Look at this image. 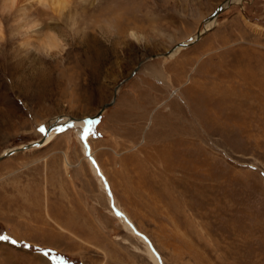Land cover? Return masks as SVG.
Masks as SVG:
<instances>
[{
    "label": "rangeland",
    "instance_id": "1",
    "mask_svg": "<svg viewBox=\"0 0 264 264\" xmlns=\"http://www.w3.org/2000/svg\"><path fill=\"white\" fill-rule=\"evenodd\" d=\"M225 1L89 0L123 14L117 36L89 32L55 60L0 46V157L99 114L87 143L111 194L79 128L3 158L0 235L17 243L0 241V264H154L110 200L162 264H264V0ZM132 25L166 37L137 45ZM168 155L184 162L161 169Z\"/></svg>",
    "mask_w": 264,
    "mask_h": 264
},
{
    "label": "clouds",
    "instance_id": "2",
    "mask_svg": "<svg viewBox=\"0 0 264 264\" xmlns=\"http://www.w3.org/2000/svg\"><path fill=\"white\" fill-rule=\"evenodd\" d=\"M89 0H23V6L33 7L40 15L30 13L16 17L11 27L5 20L13 17L22 6V0H0V46L9 39H22L29 50L45 60L60 59L81 36L99 32L106 39L118 35L123 20L121 12H106L103 15L89 14ZM58 25L59 29L53 27ZM166 33L156 27L143 30L136 25L128 28L127 39L143 45L151 40H163Z\"/></svg>",
    "mask_w": 264,
    "mask_h": 264
},
{
    "label": "bare ground",
    "instance_id": "3",
    "mask_svg": "<svg viewBox=\"0 0 264 264\" xmlns=\"http://www.w3.org/2000/svg\"><path fill=\"white\" fill-rule=\"evenodd\" d=\"M235 1H238V0H227V1H225L222 5L223 6H227L228 4H229V2L230 3H234ZM21 14H25L22 10H21V8H19L18 9V12L16 13V17L17 16H19V15H21ZM212 17V16H211ZM215 23V18L214 17H212L211 19H210V21L207 23V27H205V30L203 31V32H201L200 33V35L201 34H204V32H206V30H208L209 28H211L212 26H213V24ZM196 37L197 36H195V37H193V38H191V40L190 41H188V42H192V41H194L195 39H196ZM27 46V45H26ZM188 47V46H187ZM183 48H185V47H183ZM181 48L179 47V46H177L173 51H171V52H175L176 50H180ZM176 54V52L174 53V54H169L168 55V57H172L173 55H175ZM222 94H224V93H222ZM232 94H235V91H234V93H230L229 94V97L228 98H230L231 97V95ZM94 117V116H93ZM61 119H63V118H61ZM61 119H57V122L56 123H54V124H52L51 126H49L47 129H46V131L44 132L45 134H44V136L41 138V139H43V142H42V144H41V146H44V144H46L47 142H49V140H51L54 136H55V134L58 132L56 129H66L67 127L69 128V127H73V129L75 128H79V131H78V133L77 134H79V136H80V139H81V142H82V147H83V153H84V155H85V157H86V159L88 160V162H89V164H90V166H91V169H92V172L100 179V182L103 184V187H104V189L106 190V192H107V194L108 195H110V197H111V194H110V192H109V189H108V185H107V182H106V180H105V178H104V175L102 174V171H101V169L99 168V166L97 165V163H96V161L93 159V155H92V153H91V151H90V148H89V145H88V143H87V138L90 136V134H91V132L94 130V126H95V124H93V125H91V131L87 134V135H85V132H86V130L89 128V125L87 124V122L88 121H92V120H95V121H97V119L98 118H92V117H85V118H83V119H75V118H71V117H68V119L65 121V120H61ZM61 121V122H60ZM59 124H60V126H59ZM64 124V126H66V127H64V126H61V125H63ZM41 139H39V140H41ZM33 143H35V142H33ZM32 143V144H33ZM31 145V144H30ZM35 147H37V146H35ZM40 147V146H39ZM30 149H32V148H30ZM9 152V151H8ZM7 153V152H6ZM178 154V153H177ZM176 154V155H177ZM169 157V155L168 156H166V157H164V158H159L158 159V162H159V164H160V168H161V166H162V168L164 167V169L166 170H169V168L171 167V165L174 163V162H176L175 161V159H178V163L177 164H181L182 162H184V156H176L174 159H170V160H168V163H166V164H164L163 165V163H161V162H165L166 160H167V158ZM188 161V160H187ZM135 168H136V166H135ZM161 168V169H162ZM140 170H142V168L141 167H137V174H139V173H141V171ZM187 170V169H186ZM180 181V180H179ZM110 203H111V207H113V209H114V212L116 213V214H118V216H119V219H121L122 220V222H123V225L125 226V228L127 229V230H129L130 232H134L135 234H137L138 236H139V238L141 239V241L144 243V245L146 246V250H147V255H148V257H149V259L154 263V264H162V262H161V260H160V258H159V256L157 255V253L155 252V250L152 248V246H151V244L149 243V241L147 240V238H145L144 236H142L140 233H138L135 229H134V227H133V225L131 224V222L129 221V219L119 210V209H117V208H115L116 206H114V204H113V202H112V200H110Z\"/></svg>",
    "mask_w": 264,
    "mask_h": 264
},
{
    "label": "water",
    "instance_id": "4",
    "mask_svg": "<svg viewBox=\"0 0 264 264\" xmlns=\"http://www.w3.org/2000/svg\"><path fill=\"white\" fill-rule=\"evenodd\" d=\"M229 4H230V2H229ZM229 4H228V5H229ZM222 10H223V7H219V8H217L216 11L212 14V17L215 18V17H216V16H217ZM200 37H201V35H200V33H198V34H197V37H196V40H198ZM196 40H195V41H196ZM191 44H192V42H191ZM189 45H190L189 43H188V44H186V43H182V44H180V45H178V46H179V47H187V46H189ZM171 51H173V49L169 50V51L165 54V56L169 55V54L171 53ZM134 72H135V71H133V72L131 73V76L134 74ZM107 107H109V104L104 105V108H107ZM98 117H99V114L95 115V116L92 117V118L94 119V118H98ZM42 142H43V139H41V140H39V141H37V142L31 144V145H28V146H25V147H22V148L16 149V150H14V151L7 152V153H5L4 155H2V156L0 157V160H2L3 158H5V157H7V156L12 155L15 151H19V152H21V151H23V150H25V149H28V148H33V147H35V146H37V147H38V146H41Z\"/></svg>",
    "mask_w": 264,
    "mask_h": 264
},
{
    "label": "snow or ice",
    "instance_id": "5",
    "mask_svg": "<svg viewBox=\"0 0 264 264\" xmlns=\"http://www.w3.org/2000/svg\"><path fill=\"white\" fill-rule=\"evenodd\" d=\"M96 123H99L98 121H95V120H92V121H88L87 124L89 125V128L86 130L85 132V135H87L90 131H91V125L93 124H96ZM57 131H63V129H56ZM41 132H44L45 129L44 128H41L40 129ZM0 241H9L11 242L12 244H16L17 241L14 240V239H11L9 236H6V235H0ZM44 255H48V253H44Z\"/></svg>",
    "mask_w": 264,
    "mask_h": 264
}]
</instances>
